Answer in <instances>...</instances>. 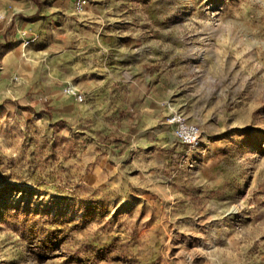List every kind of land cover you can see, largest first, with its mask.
<instances>
[{
  "label": "rangeland",
  "instance_id": "374dc122",
  "mask_svg": "<svg viewBox=\"0 0 264 264\" xmlns=\"http://www.w3.org/2000/svg\"><path fill=\"white\" fill-rule=\"evenodd\" d=\"M0 16V264H264V0Z\"/></svg>",
  "mask_w": 264,
  "mask_h": 264
},
{
  "label": "built area",
  "instance_id": "2783aa9c",
  "mask_svg": "<svg viewBox=\"0 0 264 264\" xmlns=\"http://www.w3.org/2000/svg\"><path fill=\"white\" fill-rule=\"evenodd\" d=\"M86 0H74V7L78 13L84 11ZM1 19V16H0ZM67 92L75 95L78 100H83V95L75 90L74 86L66 89ZM169 113L165 118L166 124L173 127L174 135L178 142L189 148L201 146L202 133L199 126L190 122L183 112L169 104Z\"/></svg>",
  "mask_w": 264,
  "mask_h": 264
},
{
  "label": "crops",
  "instance_id": "0c3cea01",
  "mask_svg": "<svg viewBox=\"0 0 264 264\" xmlns=\"http://www.w3.org/2000/svg\"><path fill=\"white\" fill-rule=\"evenodd\" d=\"M7 58H10V57L7 55Z\"/></svg>",
  "mask_w": 264,
  "mask_h": 264
}]
</instances>
